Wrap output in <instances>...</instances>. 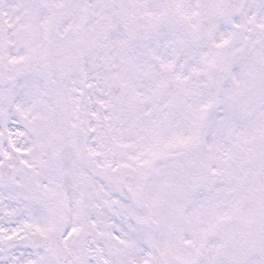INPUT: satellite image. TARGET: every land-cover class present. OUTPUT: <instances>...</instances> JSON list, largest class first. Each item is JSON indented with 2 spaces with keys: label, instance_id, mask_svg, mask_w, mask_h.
Returning <instances> with one entry per match:
<instances>
[{
  "label": "snow or ice",
  "instance_id": "snow-or-ice-1",
  "mask_svg": "<svg viewBox=\"0 0 264 264\" xmlns=\"http://www.w3.org/2000/svg\"><path fill=\"white\" fill-rule=\"evenodd\" d=\"M0 264H264V0H0Z\"/></svg>",
  "mask_w": 264,
  "mask_h": 264
}]
</instances>
